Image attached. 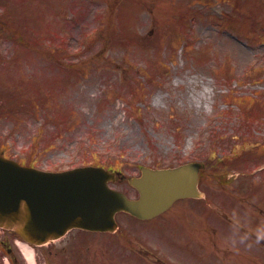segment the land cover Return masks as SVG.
<instances>
[{
  "label": "rangeland",
  "instance_id": "rangeland-1",
  "mask_svg": "<svg viewBox=\"0 0 264 264\" xmlns=\"http://www.w3.org/2000/svg\"><path fill=\"white\" fill-rule=\"evenodd\" d=\"M0 94L1 147L23 164L100 161L122 174L112 186L135 198L127 177L141 165L198 160L212 199L179 202L186 211L147 224L149 235L125 215L115 233L71 230L28 245L32 264H139V243L189 264H264L259 240L234 223L249 221L231 190L242 188L249 217L262 218L259 0H0ZM18 242L19 264H31Z\"/></svg>",
  "mask_w": 264,
  "mask_h": 264
},
{
  "label": "water",
  "instance_id": "water-1",
  "mask_svg": "<svg viewBox=\"0 0 264 264\" xmlns=\"http://www.w3.org/2000/svg\"><path fill=\"white\" fill-rule=\"evenodd\" d=\"M197 168L195 163L166 170L142 168L140 178L129 179L140 191V199L134 201L109 189L105 183L113 175L101 168L48 173L0 156V226L35 243L57 237L73 226L112 230L118 210L148 218L179 196H199Z\"/></svg>",
  "mask_w": 264,
  "mask_h": 264
},
{
  "label": "bare ground",
  "instance_id": "bare-ground-1",
  "mask_svg": "<svg viewBox=\"0 0 264 264\" xmlns=\"http://www.w3.org/2000/svg\"><path fill=\"white\" fill-rule=\"evenodd\" d=\"M23 247V251L25 252L26 256L29 259V262L32 264L33 263V255H32V251L31 249H29V247L27 246V244H22Z\"/></svg>",
  "mask_w": 264,
  "mask_h": 264
},
{
  "label": "flooded vegetation",
  "instance_id": "flooded-vegetation-1",
  "mask_svg": "<svg viewBox=\"0 0 264 264\" xmlns=\"http://www.w3.org/2000/svg\"><path fill=\"white\" fill-rule=\"evenodd\" d=\"M264 2V0H262Z\"/></svg>",
  "mask_w": 264,
  "mask_h": 264
}]
</instances>
